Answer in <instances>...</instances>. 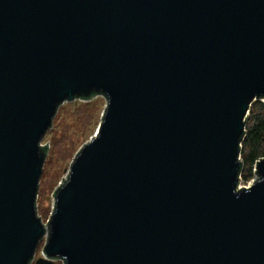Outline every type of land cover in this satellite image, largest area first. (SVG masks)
<instances>
[{
	"label": "water",
	"instance_id": "obj_1",
	"mask_svg": "<svg viewBox=\"0 0 264 264\" xmlns=\"http://www.w3.org/2000/svg\"><path fill=\"white\" fill-rule=\"evenodd\" d=\"M105 97L53 191L60 103ZM264 102V0H0V264H264V158L238 186Z\"/></svg>",
	"mask_w": 264,
	"mask_h": 264
},
{
	"label": "rangeland",
	"instance_id": "obj_2",
	"mask_svg": "<svg viewBox=\"0 0 264 264\" xmlns=\"http://www.w3.org/2000/svg\"><path fill=\"white\" fill-rule=\"evenodd\" d=\"M106 99L97 94L83 100L75 98L63 101L58 106L51 126L41 139L43 145L47 142V151L42 164L36 196V211L42 223H46L53 206V191L62 181L68 171L71 160L83 143L96 132L105 107ZM240 175L238 186L250 183ZM45 238L36 247L33 260L42 255ZM52 264H63L56 259Z\"/></svg>",
	"mask_w": 264,
	"mask_h": 264
},
{
	"label": "trees",
	"instance_id": "obj_3",
	"mask_svg": "<svg viewBox=\"0 0 264 264\" xmlns=\"http://www.w3.org/2000/svg\"><path fill=\"white\" fill-rule=\"evenodd\" d=\"M239 155L241 159L239 173L244 180H249L253 175L255 162L264 158V102L259 98L250 103L244 118V136Z\"/></svg>",
	"mask_w": 264,
	"mask_h": 264
},
{
	"label": "built area",
	"instance_id": "obj_4",
	"mask_svg": "<svg viewBox=\"0 0 264 264\" xmlns=\"http://www.w3.org/2000/svg\"><path fill=\"white\" fill-rule=\"evenodd\" d=\"M40 144L43 145L41 142H40ZM239 158H240V155H239ZM240 160H241V159H240ZM255 169H256V168H255V164H254V167H253V175H252V177L250 178L251 181H250V183H248L247 185H244V186H248V185H250V184L252 183V181L257 177V174L254 172ZM239 179H240V173H239Z\"/></svg>",
	"mask_w": 264,
	"mask_h": 264
}]
</instances>
